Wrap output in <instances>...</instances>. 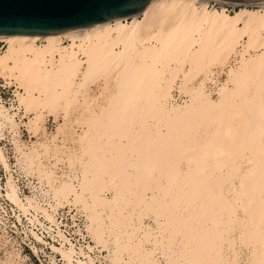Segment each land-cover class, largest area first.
<instances>
[{
  "label": "rangeland",
  "instance_id": "1",
  "mask_svg": "<svg viewBox=\"0 0 264 264\" xmlns=\"http://www.w3.org/2000/svg\"><path fill=\"white\" fill-rule=\"evenodd\" d=\"M159 6L140 16L144 21L149 18L146 33L152 37V42H138L143 57L137 52L121 57L123 60L119 58L123 41L113 47L118 50L116 58L120 63L114 59L103 65L91 54L88 58L80 53L82 56L76 57L83 61V70L75 79L62 76L59 86L55 85L57 79L48 83L31 80L29 95L17 81V73L0 66L5 80L9 81L10 76L22 89L17 98L31 132L43 134L45 115L52 114L55 120L62 116L63 123H57L53 140L67 134L66 140L75 146H65L67 154L59 152L57 160L69 167L77 166L80 171L76 187L42 168L40 158L50 152V145L33 143L27 151L16 145L27 169L37 168L56 201L17 202L12 196L5 213L0 201V264H61L41 254L43 245L32 232L39 209L46 218L52 216L41 207L44 203L52 204L54 209L67 204L83 209L92 239L97 232L104 240L95 239L94 244L109 252L112 264H264V185L260 187L264 184V59L255 62L264 53V31L252 33L238 18V29L226 36L225 29L191 19L187 28L183 25L181 37L183 34L186 38L182 37L179 48L174 50L170 42L163 54L166 58L160 55L153 59L152 54H144L145 46L156 49L153 46L158 35L165 38L167 29L175 30L177 24L170 25L168 18L174 14ZM206 8L213 7L206 4ZM216 11L222 14L219 20L233 15L245 20L263 16L264 6H242L231 13ZM166 13L171 14L167 17ZM131 21L132 18L125 20L124 26ZM189 41L194 42L191 56L184 51ZM37 43L42 48L46 42ZM61 43L68 46L71 41ZM90 48L89 51L94 46ZM232 51H239L241 59L228 69L230 74L220 86L219 95L211 97L203 88V79L212 69L226 66ZM55 59L48 57L41 68L54 66ZM175 88L191 98L189 104L193 103L194 108L190 112H184L189 104L171 100ZM20 93L28 96L23 98ZM97 111L101 119L94 121ZM0 117L16 128L13 115L1 107ZM72 122L80 126V131L73 129ZM238 164H242L240 170ZM10 178L7 183L13 195L16 187H12ZM158 254L162 256L161 263L157 262Z\"/></svg>",
  "mask_w": 264,
  "mask_h": 264
},
{
  "label": "bare ground",
  "instance_id": "2",
  "mask_svg": "<svg viewBox=\"0 0 264 264\" xmlns=\"http://www.w3.org/2000/svg\"><path fill=\"white\" fill-rule=\"evenodd\" d=\"M200 3V6H197L196 3ZM223 3H227L230 4L232 6H236V9H241L242 6H264V1H260V2H237V1H224V0H151V2L149 4L146 5V7L139 11L136 12L134 14H132L130 17H120L117 19H113L110 20L108 22L105 23H101L98 25H94V26H89V27H85V28H81V29H76V30H71V31H65V32H60V33H54V34H48V35H37V36H24V35H0V41L4 42L3 48L0 51V66L3 67L4 69L6 68L10 70V72H15L17 73L16 77L18 78V80H20L22 87L25 89L26 94L29 95L31 89H32V81L33 80L35 83L36 82H41V81H46L51 82L55 79H57L58 81H56V86H59L60 83V78L63 76L65 78L68 77H72V79H75L79 73L82 72V64L83 61L77 59L76 55L78 54H82V55H87V57H90V54L92 56H94L97 61H103V65H105L106 63H110V61L117 59L118 57H125V55H132V53H140L143 57V54L141 53V51L139 52L138 50V42H140L139 40H142V44H145L146 42H152V37H148L146 31H148L147 28V18L146 17V21H144V18L141 19L140 16L142 14H146V13H150V10H153L154 8H156L158 5L163 6V9L165 10V12L169 13L172 12V14H174V18L170 17L168 19H171L170 21V25L172 24H176L175 30H173L172 28L167 29L166 32V36H164L165 38H160L158 35V38H156V42L157 44L155 46H153L156 49H153L152 47L149 46H145V52L144 54H152L153 59H155L154 57H158L160 55H163L167 52V48L169 46V43L172 42V47L175 49H178L180 44H181V39L186 38V35L182 34L181 37V33L183 32L182 29L183 25L184 27H186L185 25L187 24L190 25L191 23L189 22L191 19H195L196 23H206L207 26L209 24L208 27H210V25H213L214 28L219 27L221 30L225 29V35L227 32L226 36L228 35V32H233L235 30L238 29V18L243 19L241 21H244L245 23V27L244 28H248L246 30L251 31L252 33H260L261 31H264V15L257 17V16H249L247 17V19L244 20V17L242 18L241 16H239L240 13L237 12V15L239 17H233L230 16V18H222V20H219V17H222L221 13H218L216 11V9H222L224 10V12H228L231 13L229 10H227L224 6ZM206 4L211 5L213 8L212 9H207L206 8ZM159 6V8L161 7ZM165 7V8H164ZM201 7V8H199ZM238 7V8H237ZM157 8V9H159ZM162 8V7H161ZM216 8V9H215ZM236 9L234 8V11H236ZM155 10V9H154ZM153 10V11H154ZM200 10V14L198 13ZM161 11V9H160ZM163 11V10H162ZM161 11V12H162ZM246 11V10H245ZM244 11V12H245ZM252 11V10H251ZM166 13V14H167ZM223 13V12H222ZM251 13V12H250ZM255 13V12H253ZM262 13V12H261ZM162 14V13H161ZM164 14V16L166 15ZM171 14V13H170ZM169 14V15H170ZM167 14V17L169 16ZM236 15V14H235ZM241 15V14H240ZM148 16V14H147ZM172 16V15H171ZM224 16V15H223ZM150 17V16H148ZM129 18H132L131 23L129 24V26H124L123 22ZM239 19V20H240ZM151 20V19H150ZM194 21V20H193ZM146 22V23H145ZM189 22V23H188ZM218 22V23H217ZM240 22V21H239ZM195 23V25H196ZM150 24V23H149ZM194 23L193 26L195 27ZM251 28H250V26ZM149 26V25H148ZM173 26V25H172ZM171 26V27H172ZM192 26V27H193ZM216 26V27H215ZM174 27V26H173ZM191 26H189L188 30L190 29ZM200 27L197 26V28ZM204 27V26H203ZM154 28V26H152V29ZM187 28V27H186ZM196 28V27H195ZM194 29V28H193ZM218 29V28H217ZM192 30V29H191ZM203 30V29H202ZM219 30V29H218ZM153 31V30H152ZM182 31V32H181ZM185 31V29H184ZM205 31V29L203 30ZM160 32V31H159ZM163 32V31H162ZM169 32V33H168ZM199 32V30H198ZM185 33V32H184ZM187 33V32H186ZM185 33V34H186ZM206 33V31H205ZM204 33V34H205ZM208 33V32H207ZM237 35V34H236ZM235 36V35H234ZM258 36V35H257ZM68 38L69 41H71V43L68 46H64V44H62V38ZM155 37V36H154ZM204 37H206V34L204 35ZM221 37V36H220ZM233 37V36H232ZM231 37V38H232ZM237 37V36H236ZM192 38V37H191ZM201 38V37H200ZM230 38V37H229ZM230 38V40H231ZM235 38V37H234ZM238 38V37H237ZM111 39V40H110ZM211 39V38H210ZM244 39V38H243ZM41 40V41H45L46 43L43 44L44 46L42 48H39V45H37V41ZM221 40V39H220ZM78 41V42H77ZM123 41L124 42V46H123V50L121 49V51L119 52L118 55V50L116 52V50L113 49V47H115L119 42ZM190 41H192V39H190ZM187 42L185 43V47H184V51L186 52V54L188 55H192V53L194 52V42ZM194 41V39H193ZM211 41H214V39L212 38ZM244 41V40H243ZM111 42V43H110ZM198 42V41H197ZM233 42V39H232ZM184 43V42H182ZM213 44V42H211ZM245 43V42H244ZM155 44V43H154ZM202 44V41H201ZM205 44V43H204ZM209 44V43H208ZM211 44V46H212ZM215 44V43H214ZM222 44V43H221ZM230 44V43H229ZM236 44V43H235ZM246 44V43H245ZM112 45V46H109ZM140 45V44H139ZM217 45V44H216ZM231 45V44H230ZM229 46V49L231 50ZM239 45V44H238ZM237 45V46H238ZM7 46V48H6ZM94 46V49H92L91 51H89L92 47ZM211 46H207L208 48ZM222 46V45H221ZM247 46V44H246ZM246 46L245 49L246 50ZM78 47V49H77ZM111 47V48H110ZM203 47H206L203 46ZM218 47V46H216ZM215 47V48H216ZM144 48V47H143ZM208 48H205L206 51ZM213 48V49H215ZM238 48V47H237ZM240 48V47H239ZM180 49H182L180 47ZM199 49V48H198ZM204 49V48H203ZM203 49H201L203 51ZM212 49V50H213ZM219 49V48H218ZM214 52H217V50ZM142 50V49H140ZM197 50V49H196ZM200 50V52H201ZM211 50V51H212ZM229 50V51H230ZM238 50V49H236ZM253 50V49H252ZM130 51V52H129ZM220 51V49L218 50V52ZM249 51V50H248ZM143 52V51H142ZM198 52V50H197ZM196 52V53H197ZM217 52V53H218ZM238 52V51H237ZM58 53L59 57H57L55 54ZM116 53L118 55V57L116 58ZM231 53V52H230ZM232 53L234 54V51H232ZM236 53V52H235ZM80 54V55H81ZM203 54V52H202ZM75 55V56H74ZM127 55V56H128ZM213 55H215L213 53ZM126 56V57H127ZM139 56V55H138ZM216 56V55H215ZM220 56V55H219ZM229 56V55H228ZM227 56V57H228ZM254 56V55H253ZM48 57H51V59L56 60V63L54 66L52 67H47L45 65V68H41V64L46 63L45 61H47L46 59ZM163 57L166 58V56L163 55ZM163 57H160V59H164ZM226 57V56H225ZM84 58V57H83ZM87 58V60H88ZM110 58V59H109ZM130 58V57H129ZM127 58L128 60H131ZM193 58V57H192ZM224 58V55H223ZM122 59V58H121ZM226 59V58H225ZM264 59V53L261 54L260 56H258L257 58H255V62H258L260 60ZM118 60V59H117ZM120 60V59H119ZM118 60V62H119ZM123 60V59H122ZM126 60V58H125ZM134 60V59H132ZM229 60V59H228ZM86 61V60H85ZM135 61V60H134ZM141 61H143L141 59ZM117 62V64H118ZM132 62V61H131ZM193 62V61H192ZM100 63V64H102ZM120 63V62H119ZM186 63V62H185ZM51 64V63H50ZM116 64V63H114ZM223 64V63H221ZM224 66V65H223ZM222 67V66H221ZM2 68V69H3ZM84 68V67H83ZM195 68V67H194ZM193 68V69H194ZM202 68V66H201ZM211 68V67H210ZM230 68V67H229ZM205 68H203L202 70H204ZM8 70V71H9ZM119 70V69H118ZM117 70V72H118ZM197 70V69H196ZM221 70V69H220ZM236 70V69H235ZM208 70L206 69V72ZM252 71V70H251ZM264 71V70H262ZM193 72V71H192ZM197 72V71H196ZM249 72V71H248ZM84 73V72H83ZM199 73H201L199 71ZM205 73V72H204ZM245 73V71H244ZM11 74V73H10ZM9 74V75H10ZM197 74V73H195ZM230 74V73H228ZM226 73V79H227V75ZM233 74V72L231 73ZM81 75V74H80ZM83 75V74H82ZM198 75V74H197ZM0 76L3 78H6L3 74H1L0 72ZM14 76V75H13ZM11 76V77H13ZM196 76V75H195ZM263 76V74H262ZM198 77V76H197ZM242 77V76H241ZM254 77V76H253ZM114 78V77H113ZM203 78V77H202ZM207 78V76L203 79V88L205 90V92L211 96V97H215L212 96L210 92H208L205 89V79ZM7 79V78H6ZM70 79V78H69ZM71 79V80H72ZM99 79V78H98ZM8 82H14L13 79H10V76L8 78ZM241 80V79H240ZM252 80V79H251ZM256 80V79H255ZM64 81V80H63ZM182 83V82H181ZM184 84V83H183ZM223 84V83H222ZM221 84V85H222ZM75 85V84H74ZM220 85V86H221ZM248 85V84H245ZM184 86V85H183ZM219 86V88H220ZM238 86V85H237ZM243 86V85H240ZM237 87V88H240ZM18 87V85H17ZM61 89H63V86H60ZM228 87V86H227ZM21 88V87H19ZM219 88L217 91V95L216 97L219 95ZM223 88V87H222ZM244 88V87H242ZM177 89V88H176ZM184 89V87H183ZM226 89V88H225ZM228 89V88H227ZM226 89V92H227ZM234 89V88H233ZM179 90V89H178ZM237 90V89H235ZM174 91V90H173ZM180 91V90H179ZM223 91V90H222ZM229 91V90H228ZM233 91V90H232ZM170 92V91H169ZM181 93L185 94L186 99H184L182 102H178L177 100L173 99V93L171 94V100L175 103L178 104H189V102L191 101V98L189 97L188 94L180 91ZM238 92V91H236ZM168 93V92H167ZM190 93V92H189ZM234 93V91H233ZM225 94V93H224ZM236 94V93H234ZM19 95V94H17ZM26 95V96H28ZM43 95V94H42ZM20 96L23 97L25 96V94L20 93ZM25 96V97H26ZM166 97V96H165ZM230 97V95H229ZM235 97V96H233ZM24 98V97H23ZM196 98V97H195ZM26 99V98H25ZM227 99V98H224ZM18 102H19V98H17ZM194 101V100H193ZM163 102V101H162ZM220 102V101H219ZM20 103V102H19ZM166 104V103H165ZM197 104V103H196ZM223 104V103H221ZM226 104V103H225ZM219 106V105H218ZM197 107V106H196ZM201 107V106H200ZM212 107V106H211ZM216 107V106H215ZM2 108V107H1ZM194 108L193 103L189 104L188 106H186V108L184 109L185 113L190 112L192 109ZM220 108V107H219ZM4 109V108H3ZM175 109V108H174ZM211 109V108H210ZM6 111V109H4ZM176 110H178L179 112V108H177ZM207 111V110H206ZM183 113V110L182 112ZM180 113V114H181ZM176 114V112H175ZM178 114V113H177ZM177 114L175 116H177ZM12 115V114H11ZM182 115V114H181ZM185 115V114H184ZM173 117V115H172ZM179 117V116H178ZM181 117V116H180ZM34 118V117H33ZM32 118V120H33ZM178 119V118H176ZM36 120V119H34ZM33 120V121H34ZM28 121V119H27ZM12 122V121H11ZM35 122V121H34ZM13 123V122H12ZM36 125V123H34ZM1 127H2V122H0V131H1ZM35 127V126H34ZM12 128V127H11ZM28 128V127H27ZM29 130V129H28ZM36 130V129H35ZM261 136V135H260ZM52 140H53V136H52ZM52 142V141H51ZM17 145V144H16ZM15 145V146H16ZM19 145V144H18ZM35 145V144H34ZM33 146V144H32ZM36 146V145H35ZM31 147V146H29ZM221 149V148H220ZM220 152V151H219ZM0 159L3 161L4 165L7 166V160L4 156V154L2 153L1 149H0ZM247 160V159H246ZM244 161V160H243ZM240 162V161H239ZM246 162V161H245ZM248 162V161H247ZM244 163V162H243ZM245 165V164H244ZM239 170L240 168H242V164H238L237 165ZM246 166V165H245ZM264 167V166H263ZM247 168V167H246ZM261 169V168H260ZM264 171V168H262ZM245 170V169H244ZM243 172V170H242ZM257 173V172H256ZM263 173V172H262ZM260 174V173H259ZM256 179V178H254ZM204 181V180H203ZM12 185V187H14L15 183L13 181L12 178H10L9 181ZM205 182V181H204ZM203 182V184H204ZM262 182V181H261ZM257 183V182H256ZM201 184V183H200ZM209 184V183H208ZM264 184L260 185V187H263ZM7 186L9 187L8 183ZM207 186V185H206ZM11 187V186H10ZM9 187V188H10ZM77 187V186H76ZM258 185V188H260ZM238 188V187H237ZM249 188V186H248ZM257 188V187H256ZM255 188V189H256ZM14 189V188H13ZM12 189V190H13ZM252 189V188H251ZM261 189V188H260ZM205 190V187H204ZM227 190V189H226ZM254 190V189H253ZM258 190V189H257ZM15 192V191H13ZM253 192V191H252ZM261 192V191H260ZM9 198L11 199L12 196L14 199L18 201H22V199L18 198L17 193H11V189L9 192ZM225 195V194H224ZM234 195V194H233ZM222 196V194H221ZM231 196V195H230ZM264 196V195H262ZM228 198V197H227ZM233 198V197H232ZM244 198V197H243ZM113 200V199H112ZM230 200V199H229ZM12 201V199H11ZM26 201H34L29 197H26ZM56 201V200H55ZM240 201V200H239ZM19 202V203H20ZM112 202V201H111ZM114 202V201H113ZM100 203V202H98ZM21 204V203H20ZM33 204V203H32ZM37 204V203H36ZM101 204V203H100ZM112 204V203H111ZM22 206V205H21ZM22 208V207H21ZM35 208V207H34ZM95 209V208H94ZM47 214V213H46ZM95 214V213H93ZM86 215V214H85ZM87 217V216H86ZM113 216H111L112 218ZM50 218V219H49ZM47 219L49 220H53V217H49ZM106 218V217H105ZM96 220V219H94ZM112 220V219H111ZM106 222V221H105ZM93 224V223H92ZM108 224V222L106 223ZM87 225H88V219H87ZM107 227V226H106ZM110 227V225H109ZM105 228V227H104ZM88 229V227H87ZM89 231V230H88ZM90 236H91V232L89 231ZM37 236H39L37 234ZM60 236H62L60 234ZM95 238L91 239L98 241V242H103L104 240H102V236L100 234H98L97 232L94 233L93 235ZM129 237V235H128ZM40 241H43V239L39 236L38 237ZM106 239V238H103ZM97 242V243H98ZM108 242V241H107ZM54 245L57 244H50L51 248L60 253L62 258L66 261L72 262L73 259V255H74V250L72 248V246L67 247L64 246L62 244V242H60V244L58 246L61 247H55ZM97 246V245H95ZM54 247V248H53ZM99 247V246H98ZM100 248V247H99ZM58 250V251H57ZM105 250V249H103ZM60 251V252H59ZM115 255V254H114ZM117 258V257H116ZM157 262L161 263L162 260V256L160 254L157 255ZM155 258V259H156ZM117 260V259H116ZM111 261V260H110ZM78 264H87L86 261H83L81 259L77 260ZM112 264V261H111ZM120 264V263H119Z\"/></svg>",
  "mask_w": 264,
  "mask_h": 264
},
{
  "label": "built area",
  "instance_id": "3",
  "mask_svg": "<svg viewBox=\"0 0 264 264\" xmlns=\"http://www.w3.org/2000/svg\"><path fill=\"white\" fill-rule=\"evenodd\" d=\"M223 6L229 11L236 8V6L227 3H223ZM64 39L68 40V38L64 37L62 42L65 41ZM2 47L3 44H1L0 50ZM240 59L241 55L238 51L230 57L227 65L221 70L219 68L212 69L205 79V89L212 96H216L219 86L226 82V73L229 67L236 66ZM12 83L9 84L5 78L0 77V107L6 109L8 114H12L13 119L17 123L16 128L13 129L6 119L0 117V122H2L0 148L7 160V166H4L0 160V201L4 203V206H1V210L4 213L7 209L6 206L9 205L8 202L11 201L8 195L10 191V188L7 186L8 176L12 177L16 187L15 192L22 201H26V197L34 201H55L51 186L45 177L41 173H38L35 166L32 169H27L26 163L23 161V155L20 151L16 150V144H19L24 151H27V147L32 146L33 143L39 146L40 143L50 145V152L40 158L41 163H43L42 168L51 171L56 178L68 180L76 186H78L80 181V171L77 166L69 167L66 162L57 160L60 156L59 152L67 154L66 147L70 149L71 146H75L71 140H66L65 136H68L67 134L65 136L59 134L56 136V139L52 140V136H55L56 133L57 123H63L62 116L55 120L52 114L45 115L42 121L44 134L39 133V131L36 134L31 132L27 128V115L25 114L24 107L17 100V94L22 89L17 87L14 82ZM173 99L182 102L186 99V96L175 88ZM72 123L73 129L76 127L75 131H80V126L74 122ZM44 204L41 207H44L51 213L53 220L47 219L39 209L35 219L36 222L34 223L35 230L32 231L33 234H38L43 239V241H39L43 245L40 249L42 255L50 257L55 263L69 264L62 258L60 253L54 251L50 246V244L59 245L62 242L64 246H72L74 250L73 259L70 264H78L77 260L79 259L86 261L87 264H111L109 252L95 246L91 239L87 229V217L83 209L79 208L78 205L72 204L54 209L51 207L52 204ZM27 246L29 247V245ZM121 264L129 263L122 261Z\"/></svg>",
  "mask_w": 264,
  "mask_h": 264
},
{
  "label": "water",
  "instance_id": "4",
  "mask_svg": "<svg viewBox=\"0 0 264 264\" xmlns=\"http://www.w3.org/2000/svg\"><path fill=\"white\" fill-rule=\"evenodd\" d=\"M150 2L151 0H0V35L37 36L81 29L120 17H130L143 10Z\"/></svg>",
  "mask_w": 264,
  "mask_h": 264
},
{
  "label": "crops",
  "instance_id": "5",
  "mask_svg": "<svg viewBox=\"0 0 264 264\" xmlns=\"http://www.w3.org/2000/svg\"><path fill=\"white\" fill-rule=\"evenodd\" d=\"M98 107H99V106H98ZM98 111H99V110H98ZM98 111H97V112H94V113L96 114V115H93L94 121H95V120L99 121V119H101V118H99V117H100L99 114H97V113L100 112V111H99V112H98ZM102 112H103V111H102ZM102 112H101V113H102ZM101 113H100V114H101ZM95 116H96L97 118H96ZM74 122H75V121H74ZM92 123H96V122H92ZM75 128H76V127H75ZM43 134H44V131H43ZM72 143H73V142H72ZM73 145H74V144H73ZM71 147L74 148L73 146H71Z\"/></svg>",
  "mask_w": 264,
  "mask_h": 264
}]
</instances>
